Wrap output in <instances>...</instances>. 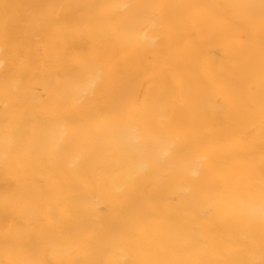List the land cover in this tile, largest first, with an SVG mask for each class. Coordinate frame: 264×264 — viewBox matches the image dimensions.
<instances>
[{
  "label": "bare ground",
  "instance_id": "6f19581e",
  "mask_svg": "<svg viewBox=\"0 0 264 264\" xmlns=\"http://www.w3.org/2000/svg\"><path fill=\"white\" fill-rule=\"evenodd\" d=\"M264 0H0V264H264Z\"/></svg>",
  "mask_w": 264,
  "mask_h": 264
},
{
  "label": "clouds",
  "instance_id": "9594fccd",
  "mask_svg": "<svg viewBox=\"0 0 264 264\" xmlns=\"http://www.w3.org/2000/svg\"><path fill=\"white\" fill-rule=\"evenodd\" d=\"M260 212H261L262 214H264V209H260Z\"/></svg>",
  "mask_w": 264,
  "mask_h": 264
}]
</instances>
